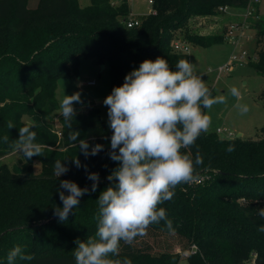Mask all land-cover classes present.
Masks as SVG:
<instances>
[{"label": "trees", "instance_id": "obj_1", "mask_svg": "<svg viewBox=\"0 0 264 264\" xmlns=\"http://www.w3.org/2000/svg\"><path fill=\"white\" fill-rule=\"evenodd\" d=\"M248 2L153 0L154 13L128 28L130 0H90L86 7L80 0H39L35 9L28 0H0V160L14 152L10 145L18 139L16 128L30 123L35 124L37 142L48 146L44 157H22L13 168L0 165V264H7V252L17 244L34 259H17L15 264H75V241L95 233L96 201L117 166L108 155L111 130L98 107L77 111L73 130L80 132L78 139L90 146L103 144L104 150L86 158L78 141L68 139L69 129L56 114L58 81L78 75L81 59L109 64L110 93L145 59L164 57L174 69L178 60L190 61L188 54L173 50L175 40L203 48L225 43L222 33L185 28L192 17L216 15L220 8L245 9ZM249 23L257 46L263 43L257 59L249 62L264 77V17ZM8 121L16 128L8 130ZM261 132L256 140L202 133L191 149L194 156L198 146L203 157L198 180L177 186L173 199L157 206L166 209L173 230L163 221L152 224L131 246L122 243L113 259L128 257L132 264H264V232L258 231L264 219L257 211L264 207V127ZM229 145L235 146L233 152L226 151ZM76 155L88 172L99 173L100 181L95 192L80 198L67 221H60L53 208L63 206L57 192L60 180L82 188L92 185L84 167L72 164ZM65 158L70 170L57 178L54 163Z\"/></svg>", "mask_w": 264, "mask_h": 264}, {"label": "clouds", "instance_id": "obj_2", "mask_svg": "<svg viewBox=\"0 0 264 264\" xmlns=\"http://www.w3.org/2000/svg\"><path fill=\"white\" fill-rule=\"evenodd\" d=\"M194 69L195 64L187 59L178 60L174 69L164 57L145 59L125 75L122 85L114 86L104 98L107 125L111 130L108 155L117 166L106 177L109 186L100 192L96 201L95 233L75 241L77 246L72 251L75 264H132L128 257L113 259L119 257L122 243L131 246L137 237L147 234L150 225L161 221L169 231L173 230L166 209L157 206L172 200L177 186L198 180L196 170L203 164V157L198 146L194 156L191 149L211 125L210 116L202 109H211L226 99L223 94L212 97L206 82ZM229 91L234 97L240 96L236 87ZM77 103H83L80 92L64 94L60 100L59 112L69 129L68 139L78 141L80 152L86 158L95 156L104 150V145L90 146L86 139H78L81 135L78 130H73ZM237 107L241 114L248 111L247 105ZM6 126L8 130L16 128L11 121ZM34 127L30 123L16 128L18 139L10 145L25 161L44 157L48 147L37 142ZM4 141H9L8 135ZM234 150V145L226 149L227 152ZM67 159L55 161L57 178L70 170L64 162ZM71 162L77 168L84 167L92 185L91 189L82 188L75 181L60 180L57 192L63 206L53 207L60 221H67L78 208L80 198L95 192L100 181L99 173L88 172L87 165H82L77 155ZM257 211L264 219V207ZM258 231L264 232V225ZM17 259L31 261L34 256L26 254L24 246L17 244L7 252V264H15Z\"/></svg>", "mask_w": 264, "mask_h": 264}, {"label": "rangeland", "instance_id": "obj_3", "mask_svg": "<svg viewBox=\"0 0 264 264\" xmlns=\"http://www.w3.org/2000/svg\"><path fill=\"white\" fill-rule=\"evenodd\" d=\"M120 1V0H116ZM39 0H28V6L35 9ZM83 7L90 5V0H80ZM132 14L134 19L142 20L153 11V6L149 0H130ZM260 14L264 17V0L259 4ZM244 9L229 7V13L244 15ZM212 16H194L185 28L197 30L203 34L216 35L227 32L229 25L223 23L222 12L216 11ZM256 33L254 30L245 31V38L241 39L238 45L232 40L223 44H217L209 48L199 46H190L188 53L190 62L195 64V74L201 76L206 82V86L213 92L212 97L225 95V103L214 104L211 109H206L205 113L211 118L209 132L223 130L219 134L222 138L232 134L237 137L241 134L243 139L262 138L261 129L264 127V77L258 74L249 61L243 65L234 64L231 69L219 73V69L225 66L230 57L236 53L246 51L250 59L255 61L257 54L263 47V43L257 46ZM250 37V41H247ZM94 83L89 85V83ZM110 72L109 64L99 65L91 60L81 59L78 75L61 78L58 81L57 99L59 101L65 95H71L75 92L81 93L83 103L75 104L77 111L87 110L91 106L98 107L101 116L107 120V107L103 105L104 98L110 94ZM236 87L240 96L234 97L230 94V89ZM237 105H247L248 111L241 114ZM59 107L56 112L60 116ZM22 160L18 152L6 156L0 160V165H7L13 168ZM35 171L40 172V164L36 163ZM186 264V263H183Z\"/></svg>", "mask_w": 264, "mask_h": 264}, {"label": "built area", "instance_id": "obj_4", "mask_svg": "<svg viewBox=\"0 0 264 264\" xmlns=\"http://www.w3.org/2000/svg\"><path fill=\"white\" fill-rule=\"evenodd\" d=\"M261 0H249L247 7L244 9L243 19L239 21H235L229 25L227 32L224 35L226 41L232 40L235 42L236 45L239 44L240 38H245V31L253 30L249 23L250 19L258 20L260 15L258 13V5L260 4ZM149 3L153 5V0H149ZM221 12H224L226 8H220ZM154 13V11H152ZM141 23V20L131 18L127 21L128 28L138 27ZM247 41H250V37L246 38ZM191 44L187 41L182 39H177L173 42V50L178 53H186L188 54L190 51ZM251 60L249 54L246 51H242L239 54L234 53L230 57V61L223 67H221L218 71L222 73L224 71H228L231 69V66L234 64L243 65L245 62ZM94 83H89V85H93ZM217 133H223V130L218 129ZM60 135V134H59ZM232 134H229L228 137H232ZM194 251L192 254H195V247L193 248Z\"/></svg>", "mask_w": 264, "mask_h": 264}, {"label": "crops", "instance_id": "obj_5", "mask_svg": "<svg viewBox=\"0 0 264 264\" xmlns=\"http://www.w3.org/2000/svg\"><path fill=\"white\" fill-rule=\"evenodd\" d=\"M257 8H258L259 15L262 16L260 14L259 5H258ZM228 10H229V8H226V10L224 12H222V14H221V16L223 17V23L231 24V23H233L235 21H239V20L243 19V15H240V14H237V13H229ZM132 17H134L133 14H132Z\"/></svg>", "mask_w": 264, "mask_h": 264}, {"label": "water", "instance_id": "obj_6", "mask_svg": "<svg viewBox=\"0 0 264 264\" xmlns=\"http://www.w3.org/2000/svg\"><path fill=\"white\" fill-rule=\"evenodd\" d=\"M237 137L240 138L241 137V134H238Z\"/></svg>", "mask_w": 264, "mask_h": 264}]
</instances>
